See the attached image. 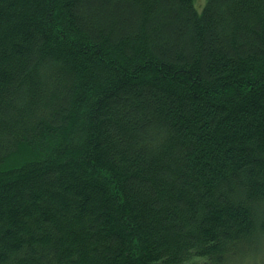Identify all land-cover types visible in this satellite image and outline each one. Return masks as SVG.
Segmentation results:
<instances>
[{
  "label": "trees",
  "instance_id": "1",
  "mask_svg": "<svg viewBox=\"0 0 264 264\" xmlns=\"http://www.w3.org/2000/svg\"><path fill=\"white\" fill-rule=\"evenodd\" d=\"M264 255V0H0V264Z\"/></svg>",
  "mask_w": 264,
  "mask_h": 264
},
{
  "label": "rangeland",
  "instance_id": "2",
  "mask_svg": "<svg viewBox=\"0 0 264 264\" xmlns=\"http://www.w3.org/2000/svg\"><path fill=\"white\" fill-rule=\"evenodd\" d=\"M207 3V0H195V7L199 12H202L205 5ZM254 256V262H251V264H264V255H261L259 253ZM204 263L202 259H195L191 264H202Z\"/></svg>",
  "mask_w": 264,
  "mask_h": 264
}]
</instances>
